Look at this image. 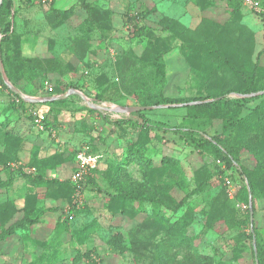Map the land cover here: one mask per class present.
Instances as JSON below:
<instances>
[{
    "label": "rangeland",
    "instance_id": "374dc122",
    "mask_svg": "<svg viewBox=\"0 0 264 264\" xmlns=\"http://www.w3.org/2000/svg\"><path fill=\"white\" fill-rule=\"evenodd\" d=\"M13 10L12 18L0 16L12 21L0 56L12 59L14 84L8 80L33 101L20 105L0 88V264H254L247 209L253 203L264 241V120L251 129L227 120L264 117V98H253L264 89L230 92L229 102L190 114L189 105L220 99L210 93L238 82L208 60L190 62L184 41L158 22L175 19L200 55L222 49L264 88V18L238 0H20ZM142 26L149 31L136 34ZM49 87L63 96L46 99ZM161 96L188 101L157 104ZM137 111L205 135L104 119ZM35 115L50 123L48 135L32 125ZM209 137L243 172L228 170L233 200L214 173ZM83 147L98 163L81 206L68 211V181Z\"/></svg>",
    "mask_w": 264,
    "mask_h": 264
},
{
    "label": "trees",
    "instance_id": "16d2710c",
    "mask_svg": "<svg viewBox=\"0 0 264 264\" xmlns=\"http://www.w3.org/2000/svg\"><path fill=\"white\" fill-rule=\"evenodd\" d=\"M23 1H31V2H36L40 3L37 0H23ZM242 3V0H238ZM52 4V2L50 3ZM12 16L14 17L15 11L13 10V1L12 0H2L0 4V16ZM262 18H264L263 15H261ZM264 20V19H263ZM160 25H162L163 29L168 30L172 29L174 32L180 36L179 38L184 41L185 47L183 48V52H185L188 49L189 54L187 55V59L190 62H194L195 59H205L210 61L217 69H219L226 77L228 76L230 79H234L237 83V85L228 88L226 91H221V89H218L219 91L210 93L211 97H221L220 99H216L213 102H206V103H198L195 105H189L188 110L190 114L192 115H197V112L209 108L211 105L215 106H221L225 102H229L228 100L224 101L223 95L228 94L230 92L234 93H250V92H256L258 90L264 89L261 87L256 86L255 82V75L253 73H247L245 70L242 68H239L236 66L223 52L222 49L217 50L216 52L210 53L209 51L207 54H204L203 56L200 55L202 53V50L200 47H198V44L194 42H188L186 40V37H184V34L189 33V29L184 27L183 25L179 24L175 19L168 18L166 16H163L159 22ZM203 23V19L201 21V25ZM3 28H2V37L0 39V53H3V47L2 44H6V42L10 39L11 34H12V21L7 20L4 21L3 23H0ZM148 26H142L135 28L134 31L138 35L145 34L146 32L149 31ZM185 34V35H186ZM4 54L6 55V52L4 51ZM1 59L4 72L6 74V77L10 79V81L14 84V79L12 76L8 75V65H12V59L9 57V55H6ZM7 60V62H6ZM162 56L161 55H156L155 57V67L157 71L161 72L162 71ZM193 68H197L193 65ZM207 75V74H206ZM227 77V79H228ZM243 84V85H240ZM7 88L11 93H13L7 86H4ZM15 97L19 98L18 94L13 93ZM50 94H56L54 89H52V92ZM253 98H264V93L263 94H257ZM192 100H196L195 98H192ZM181 101H188V99L183 98V99H173V98H168V97H163L161 96L156 103H172V102H181ZM20 105H24L25 102L23 99L19 98ZM104 119L107 123L114 127H120V126H130L134 127L136 129H140L141 131L144 132H154V131H167L171 132L177 135L181 136H204L205 133L199 129H195L193 127H188L184 126L179 123H172L167 120L163 119H158L157 117L144 113L142 111H137L134 113H130L125 117L118 118L111 120L107 116H104ZM264 117H262L261 114L258 112L255 114V116L251 118H244L240 119L239 121H235L232 118H229L228 124L231 126V128H237V129H251L255 127L258 123L263 122ZM44 125L46 129H49L50 123L44 120ZM204 143L210 147V149L214 152V155H212V165L214 167V173L219 177L222 185V190H224L223 187V179L222 176H225L228 174V170L231 172L240 171L242 174L243 172L241 171V168L239 167L238 161L236 157L231 155L230 152L226 151L217 141L214 140L213 137L207 138ZM143 150V147L141 146V151ZM77 152V151H76ZM138 153H141L138 151ZM76 154V153H75ZM218 161V162H217ZM16 162V161H15ZM8 164V163H7ZM222 165H224V168H222ZM37 178V177H36ZM249 189L250 192L252 193V182L249 181ZM68 186L70 188V198L71 195L73 194L74 191V186L70 181H68ZM85 191V187H84ZM225 193V190H224ZM226 195V193H225ZM70 202V201H69ZM254 205L253 203H250L248 209H247V218H248V225L250 227V233L249 236L251 238V244H250V253L253 259V262L255 264V261H258V264H263L264 261V241L256 234L255 231V226L254 222L250 220V210L252 209L253 212ZM42 214L39 213L38 215Z\"/></svg>",
    "mask_w": 264,
    "mask_h": 264
},
{
    "label": "built area",
    "instance_id": "2783aa9c",
    "mask_svg": "<svg viewBox=\"0 0 264 264\" xmlns=\"http://www.w3.org/2000/svg\"><path fill=\"white\" fill-rule=\"evenodd\" d=\"M37 1L42 4H49L53 0H37ZM242 3L244 6L248 7L255 13L264 16V5L262 4V0H242ZM4 86H6V83L0 73V88ZM47 89L49 93L52 92V87H49ZM16 102H19V98L16 99ZM32 123L34 127H36L38 130L42 132L46 130L43 116L35 115L34 118L32 119ZM50 131L51 129L49 130V132ZM75 162H76V167L72 171L70 177V182L74 186V191L71 197V205L68 211H70L72 207L78 208L79 206H81L84 200V185H85L86 176L90 171L96 168L98 163V155L89 152L88 147H83L77 150L75 154ZM12 166L26 170L20 161H16L15 163H12ZM222 168H224V165H222ZM222 179H223V187L226 195L228 196V198L233 200L235 198V189L232 185V180L230 176L226 174L225 176H222ZM242 208H245V206H242Z\"/></svg>",
    "mask_w": 264,
    "mask_h": 264
},
{
    "label": "water",
    "instance_id": "95a60500",
    "mask_svg": "<svg viewBox=\"0 0 264 264\" xmlns=\"http://www.w3.org/2000/svg\"><path fill=\"white\" fill-rule=\"evenodd\" d=\"M1 2H2V0H0V4H1ZM0 73H1V75H2V77L4 78V81H5V83H6V86L13 92V93H15V94H18L20 97H26V96H24L23 94H21L17 89H15L14 87H13V85L9 82V80L7 79V77H6V75H5V72H4V68H3V64H2V61H1V56H0ZM72 91H75V90H71L70 92H72ZM80 95H82L84 98H85V96L83 95V93L82 92H78ZM264 93V90L263 91H261V92H259L258 94H263ZM61 96H63V95H55V96H48V97H46V99H48V100H54V99H58V98H60ZM27 100H29V101H33V99H31V98H26ZM250 220H251V222H252V220H253V215H252V209L250 210ZM255 264H258V261L256 260L255 261Z\"/></svg>",
    "mask_w": 264,
    "mask_h": 264
},
{
    "label": "crops",
    "instance_id": "0c3cea01",
    "mask_svg": "<svg viewBox=\"0 0 264 264\" xmlns=\"http://www.w3.org/2000/svg\"><path fill=\"white\" fill-rule=\"evenodd\" d=\"M13 1V5H15L16 6V4L18 3V2H20V0H17L18 2H16V0H12ZM22 1V0H21ZM52 3H54V0L52 1ZM42 4V3H41ZM50 4V3H49ZM262 4L264 5V0H262ZM6 75V74H5ZM8 79V78H7ZM10 82V81H9ZM11 83V82H10ZM14 87V86H13ZM21 93V92H20ZM22 94V93H21ZM49 95L48 96H51V95H54L55 96V94H50V93H48ZM57 95V94H56ZM19 96V95H18ZM25 96V95H24ZM19 98H21V99H23V100H25L26 102H28L29 103V100H27L26 98H28L27 96L26 97H20L19 96ZM32 123V122H31ZM33 125V124H32ZM47 135L50 133L49 132V129H46V132H45Z\"/></svg>",
    "mask_w": 264,
    "mask_h": 264
}]
</instances>
